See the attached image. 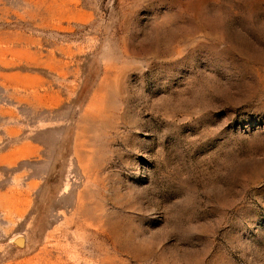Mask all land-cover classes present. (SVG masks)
Returning a JSON list of instances; mask_svg holds the SVG:
<instances>
[{
    "label": "rangeland",
    "instance_id": "rangeland-1",
    "mask_svg": "<svg viewBox=\"0 0 264 264\" xmlns=\"http://www.w3.org/2000/svg\"><path fill=\"white\" fill-rule=\"evenodd\" d=\"M0 264H264V0H0Z\"/></svg>",
    "mask_w": 264,
    "mask_h": 264
},
{
    "label": "water",
    "instance_id": "water-1",
    "mask_svg": "<svg viewBox=\"0 0 264 264\" xmlns=\"http://www.w3.org/2000/svg\"><path fill=\"white\" fill-rule=\"evenodd\" d=\"M15 243L17 245H21L23 243V239L22 238H18V239L15 240Z\"/></svg>",
    "mask_w": 264,
    "mask_h": 264
}]
</instances>
